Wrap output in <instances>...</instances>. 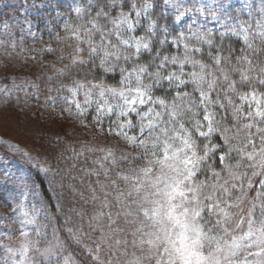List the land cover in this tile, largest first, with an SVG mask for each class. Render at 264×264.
Masks as SVG:
<instances>
[{
	"label": "snow or ice",
	"instance_id": "1",
	"mask_svg": "<svg viewBox=\"0 0 264 264\" xmlns=\"http://www.w3.org/2000/svg\"><path fill=\"white\" fill-rule=\"evenodd\" d=\"M164 4L174 10L173 24L190 19L185 29L153 19V0H72L58 31L45 22L56 47L41 55L61 65H48L45 107L64 105L74 127L91 125L127 151L82 146L78 153H103L86 173L97 177L100 193L90 188L99 201L89 220L96 239L72 227L62 236L55 226L48 239L37 218L43 213L51 223V200L31 208L20 202L9 217H20L19 240L0 243L7 254L0 264H78L72 245L84 264H264V0L258 8L245 2L235 15L227 0ZM245 9L247 19L239 14ZM25 23L21 42L37 36ZM2 27L15 49L11 25Z\"/></svg>",
	"mask_w": 264,
	"mask_h": 264
},
{
	"label": "rangeland",
	"instance_id": "2",
	"mask_svg": "<svg viewBox=\"0 0 264 264\" xmlns=\"http://www.w3.org/2000/svg\"><path fill=\"white\" fill-rule=\"evenodd\" d=\"M161 1L164 14L170 18L168 25L173 31L185 29L190 19L186 18L181 24H173L174 10L167 8L164 0ZM183 2L186 6L192 7L194 4L206 3L208 0H183ZM227 2L232 5L231 10L234 15L245 2H251L257 8L260 5V0H227ZM71 3L72 0H0V41H4L0 44V68L8 69L7 72L0 73V87L12 89L13 81L19 85V88L12 89L9 94L0 93V181L4 182L1 185L5 188L3 194L6 196L2 205L8 211L6 218L5 216L2 218L3 222L0 221V233H4L0 236V243L13 246L18 243L20 217H15L16 222L9 217L13 215L12 208L20 202L31 208V191L26 189L22 182L31 177V173L40 172L39 167H50L51 181L57 187L64 188L76 201V206L70 213L71 224L68 227L82 228L86 237L90 233L92 239H96L99 233L89 228V220L98 210L99 201L92 200L90 188H96L97 194L100 193L96 184L97 177L88 176L86 173L98 169L93 161L100 159L103 153L86 150L83 155L78 153L82 146L111 147L118 156L127 151L122 142H117L114 137L109 136L105 139L104 133L99 131L94 135L91 125L87 130L74 127L73 122L65 118L67 114L61 113L64 105H57L54 110L45 107L47 96L50 95L47 91V75L52 74L48 65L52 63H56L57 67L61 65L54 55H41L40 49L46 45L39 41L51 36L44 27L46 21L51 22L53 32L59 30L62 21L68 18L67 11ZM41 4L46 7H38ZM57 11L64 15L57 17ZM239 14L245 19L248 18L247 9ZM26 21L32 22L37 36L26 37L21 42L20 28L27 26ZM5 22L11 25L12 32L16 35L15 49L11 47L9 37L2 34L4 31L2 26ZM198 22L203 23V18L199 17ZM207 27L219 29V25L213 22H207ZM32 57H35V60L31 59ZM26 81H34L40 87L38 89L28 87ZM25 92H35L39 95V99L28 97ZM51 95L56 94L51 93ZM64 133L68 134L67 137ZM58 139L60 143L57 142ZM9 144L19 147L20 152L10 151L7 147ZM24 152H30L33 159L28 161L22 155ZM25 195L26 200L23 199ZM37 226L42 227L49 234V227L39 223L38 218ZM34 227L36 226H30V229ZM9 233H17V235L9 239ZM85 243L91 244V241L86 239Z\"/></svg>",
	"mask_w": 264,
	"mask_h": 264
},
{
	"label": "trees",
	"instance_id": "3",
	"mask_svg": "<svg viewBox=\"0 0 264 264\" xmlns=\"http://www.w3.org/2000/svg\"><path fill=\"white\" fill-rule=\"evenodd\" d=\"M154 5L155 6L152 10V18L157 20L160 24H168L170 18L164 14L162 1L155 0ZM39 42L44 43L46 46L51 44L53 47H56V43L52 34L49 36V38L45 37ZM1 184H4V182L1 183L0 181V221L3 222L2 218H4V216L6 218L8 211H6L4 209L5 207L2 205L4 203L3 198L6 196L3 194L5 188ZM22 184L26 189L31 191V206L35 204L37 207H41L42 203L47 204V202L51 200L49 214L51 215L53 211L56 213V215L52 217L51 223L43 213H41V215L38 217L39 223L49 227L48 239H51L53 226L63 229V231L60 233L62 236L67 235L66 228L68 225H65V218L70 219V213L75 208L76 201H74V199L68 195L64 188L57 187L55 183L51 181L49 175H45L43 172L37 171L35 173H31V177L24 179ZM60 209H62V211H60ZM57 216L60 217L58 220L56 219ZM69 250L73 252L78 264H84V255L81 254V250L79 248H77L75 245H72ZM6 255L7 254L3 251V249H0V258H3Z\"/></svg>",
	"mask_w": 264,
	"mask_h": 264
}]
</instances>
